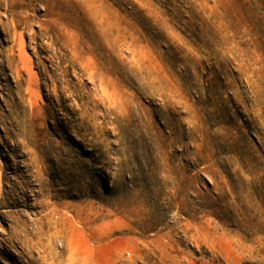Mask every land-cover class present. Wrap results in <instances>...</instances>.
Returning a JSON list of instances; mask_svg holds the SVG:
<instances>
[{
    "label": "rangeland",
    "instance_id": "1",
    "mask_svg": "<svg viewBox=\"0 0 264 264\" xmlns=\"http://www.w3.org/2000/svg\"><path fill=\"white\" fill-rule=\"evenodd\" d=\"M0 264H264V0H0Z\"/></svg>",
    "mask_w": 264,
    "mask_h": 264
}]
</instances>
